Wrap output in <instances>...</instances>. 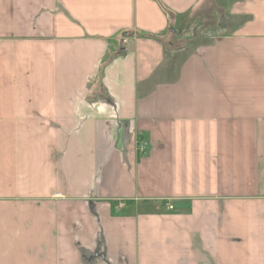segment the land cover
I'll list each match as a JSON object with an SVG mask.
<instances>
[{
    "label": "crops",
    "instance_id": "0c3cea01",
    "mask_svg": "<svg viewBox=\"0 0 264 264\" xmlns=\"http://www.w3.org/2000/svg\"><path fill=\"white\" fill-rule=\"evenodd\" d=\"M0 264H264V0H0Z\"/></svg>",
    "mask_w": 264,
    "mask_h": 264
},
{
    "label": "trees",
    "instance_id": "16d2710c",
    "mask_svg": "<svg viewBox=\"0 0 264 264\" xmlns=\"http://www.w3.org/2000/svg\"><path fill=\"white\" fill-rule=\"evenodd\" d=\"M175 32V31H174ZM192 33H188L187 36L185 37H180L178 40H174L169 42L167 45H165L168 50H177L182 48V46L186 47L188 45H191L195 42H197L199 40V38H197V36H195L193 34V31H191ZM141 38H154V39H158L159 37L155 36V35H151L148 33H141L140 35ZM94 217L96 218L97 221H99V217L97 215V213L95 211H93Z\"/></svg>",
    "mask_w": 264,
    "mask_h": 264
},
{
    "label": "rangeland",
    "instance_id": "374dc122",
    "mask_svg": "<svg viewBox=\"0 0 264 264\" xmlns=\"http://www.w3.org/2000/svg\"><path fill=\"white\" fill-rule=\"evenodd\" d=\"M207 18H208L209 21H212V17H211V19H210L209 16H207ZM209 21H207V22L205 23V20H204V19H202V20H198V19H197V20L195 21V23H196V22H197V23H198V22H204L205 24H207V23H209ZM192 24H193V23H192ZM192 24H191V25H192ZM204 29H205V27H204ZM204 29H203V27H202V30H201V31H204ZM212 32H213V30H208V29H207L204 33H205V35L207 36L208 34H211ZM214 33H215V32H214Z\"/></svg>",
    "mask_w": 264,
    "mask_h": 264
}]
</instances>
